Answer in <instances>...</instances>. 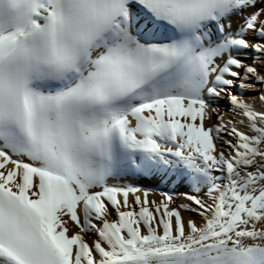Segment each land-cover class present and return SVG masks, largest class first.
Wrapping results in <instances>:
<instances>
[{
	"label": "snow or ice",
	"instance_id": "snow-or-ice-1",
	"mask_svg": "<svg viewBox=\"0 0 264 264\" xmlns=\"http://www.w3.org/2000/svg\"><path fill=\"white\" fill-rule=\"evenodd\" d=\"M0 264H264V0H0Z\"/></svg>",
	"mask_w": 264,
	"mask_h": 264
},
{
	"label": "bare ground",
	"instance_id": "bare-ground-1",
	"mask_svg": "<svg viewBox=\"0 0 264 264\" xmlns=\"http://www.w3.org/2000/svg\"><path fill=\"white\" fill-rule=\"evenodd\" d=\"M240 22V18H233L230 23L232 24V27L235 28L237 26V24ZM228 23V22H226ZM248 63H252V59H251V54L249 55V59L247 61ZM256 93L253 92L251 93V96L252 97H255ZM220 108H221V111L225 112V113H228V107L226 105H224L223 103L220 105ZM257 110H259V108L257 107ZM229 119V115H225V120ZM215 122V118H213V120H209L207 121V124H213ZM243 130V129H242ZM131 179V178H130ZM148 181L149 184L153 187V188H157L156 190H151L149 192V200L152 201V200H155V201H159L162 197L160 196V192H167L166 190H169L170 192L169 193H174L172 194L174 196V198L176 199V202L177 204H180V203H186L187 201H185L184 199V195L183 193H185L187 191V188L186 186L184 185H180L177 183V185H172L170 183H167V182H160V181H157V180H152V179H145V182ZM165 190H163V189ZM130 199V202L132 201V197L130 196L129 197ZM123 210V209H122ZM187 213H185V218H187ZM116 217L113 215V216H110L108 217V219H115ZM69 227L72 231H76L77 229L75 228V225L72 224L71 222L69 223ZM95 237L94 236H89V235H86L85 236V239L88 240L89 242H91L92 239H94Z\"/></svg>",
	"mask_w": 264,
	"mask_h": 264
}]
</instances>
